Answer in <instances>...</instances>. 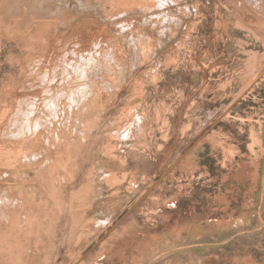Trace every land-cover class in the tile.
<instances>
[{"label": "rangeland", "instance_id": "obj_1", "mask_svg": "<svg viewBox=\"0 0 264 264\" xmlns=\"http://www.w3.org/2000/svg\"><path fill=\"white\" fill-rule=\"evenodd\" d=\"M264 0H0V264H264Z\"/></svg>", "mask_w": 264, "mask_h": 264}, {"label": "crops", "instance_id": "obj_2", "mask_svg": "<svg viewBox=\"0 0 264 264\" xmlns=\"http://www.w3.org/2000/svg\"><path fill=\"white\" fill-rule=\"evenodd\" d=\"M263 101H264V99H263Z\"/></svg>", "mask_w": 264, "mask_h": 264}]
</instances>
